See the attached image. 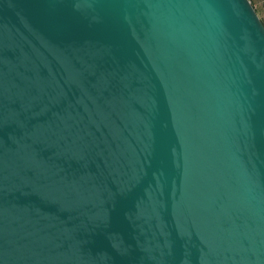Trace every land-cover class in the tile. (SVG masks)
<instances>
[{"label": "water", "instance_id": "1", "mask_svg": "<svg viewBox=\"0 0 264 264\" xmlns=\"http://www.w3.org/2000/svg\"><path fill=\"white\" fill-rule=\"evenodd\" d=\"M0 264H264L250 0H0Z\"/></svg>", "mask_w": 264, "mask_h": 264}, {"label": "rangeland", "instance_id": "2", "mask_svg": "<svg viewBox=\"0 0 264 264\" xmlns=\"http://www.w3.org/2000/svg\"><path fill=\"white\" fill-rule=\"evenodd\" d=\"M250 2L264 25V0H250Z\"/></svg>", "mask_w": 264, "mask_h": 264}, {"label": "trees", "instance_id": "3", "mask_svg": "<svg viewBox=\"0 0 264 264\" xmlns=\"http://www.w3.org/2000/svg\"><path fill=\"white\" fill-rule=\"evenodd\" d=\"M261 20V19H260ZM262 22V21H261Z\"/></svg>", "mask_w": 264, "mask_h": 264}]
</instances>
